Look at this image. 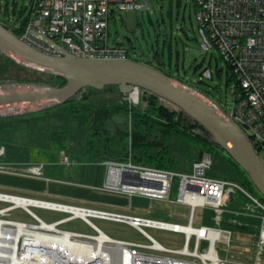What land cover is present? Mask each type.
<instances>
[{"label":"built area","instance_id":"1","mask_svg":"<svg viewBox=\"0 0 264 264\" xmlns=\"http://www.w3.org/2000/svg\"><path fill=\"white\" fill-rule=\"evenodd\" d=\"M193 2L200 49L202 52L216 49L232 64L235 82L229 86L230 98L225 100L229 111L216 101L242 127L261 156L264 152V0ZM145 6L144 0H31L24 22L14 14L6 15L2 22L22 41L50 55L61 53L47 39L76 55L129 59L127 45L109 41L110 19L117 10H138ZM202 75L213 78L210 68ZM141 90L133 86L126 97L131 105L139 104ZM5 153V145L0 144V171L17 172L14 171L17 164L2 160ZM130 155L122 160L121 166L110 165V170L120 169L119 180H110L109 170L103 189L130 198L187 205L186 224L0 191V202L6 204L0 207V264H264V203L234 180L208 175L207 169L213 164L212 154L204 153L188 170L136 164ZM64 160L69 163L67 156ZM45 167L46 163L36 162L28 169L40 177ZM175 180L177 197L170 199ZM237 190L254 202V205L247 204L243 212L226 208ZM32 206L66 215L48 221L34 212ZM254 206L260 212H252ZM197 207L216 213L218 225L195 224ZM18 208L29 213L33 221L9 218ZM224 213L259 220L253 249L241 259L230 254L232 229L221 226ZM92 217L125 222L142 233L147 241L114 238L94 224ZM77 218L91 225L95 232L89 234L62 227ZM147 226L183 234V246H165L147 232ZM221 251L226 252L225 257L221 256Z\"/></svg>","mask_w":264,"mask_h":264},{"label":"rangeland","instance_id":"2","mask_svg":"<svg viewBox=\"0 0 264 264\" xmlns=\"http://www.w3.org/2000/svg\"><path fill=\"white\" fill-rule=\"evenodd\" d=\"M144 2L146 6L142 9L116 11L115 16L110 19V43H123L130 47L134 57H140L152 64H157L153 58L154 48L160 50L162 61L167 64V68L171 69L173 74L181 77L188 85L200 91H206L229 111L230 107H226L225 100L230 98L229 86L235 81L231 78L227 83L230 73L227 72V63L218 50L202 52L200 49V34L194 15L193 0H144ZM30 4L31 0H0L2 9L0 13L3 15L7 8L11 15L15 13L19 16L23 10L25 17L29 13ZM128 39H131L132 43L128 42ZM2 55L0 52V64L4 62ZM209 60H211L213 78H204L202 71ZM217 65L223 67L221 74L217 71ZM11 72L15 73L16 77L0 79V82L33 81L49 84L48 76L41 71L34 72L28 67L27 69L15 67ZM10 92L16 91L0 90V95ZM147 95L148 92L141 90L139 105L142 108L148 104ZM122 98L123 95L118 87L105 86L102 89L83 88L75 99L80 100L88 108L121 104ZM64 105L65 103L34 111H30L29 106H0V112L15 113L4 116L7 119L0 123V144L6 147L2 160L17 164L18 167L14 171L20 172L0 171V191L105 208L181 224L187 223L189 213L187 205L163 202L159 199L130 198L125 194L103 189L110 165L121 166L120 154L125 151L122 149L123 143L117 138L110 144L108 152L101 153V158L98 156L99 161L94 162L90 159V155H87L86 138L90 132L85 114L65 112ZM168 106L174 108L170 104ZM129 123L131 124L128 117L116 113L106 121L104 127L106 133L120 135L127 129ZM148 134L152 139L166 140V143L171 145L175 160L173 169H190L192 162L202 153L198 144L190 142L181 134L173 133L170 138L165 139L159 130L152 127L148 130ZM124 143L132 157L131 144L126 141ZM223 152L228 155L224 150ZM65 156L69 158V163L64 160ZM261 156L264 159V152ZM212 159L213 164L207 169L208 175L234 180L264 203L263 193L253 182L250 183L241 169L239 170L236 165L228 161L219 149L212 152ZM36 162L46 163L40 177L28 169L29 165ZM246 175L249 177L247 173ZM176 184L177 180H175L170 199L177 197ZM232 196L234 199L226 205L228 210L243 212L247 204L254 205V202L239 190L234 191ZM4 205L6 204L0 202V207ZM129 205L131 207L127 208ZM31 209L48 221L66 215L34 206ZM251 211L258 213L260 209L254 206ZM214 214L216 213L208 208L197 207L195 224L207 222L218 225ZM171 215H177L180 218ZM8 217L33 221L32 216L21 208L13 210ZM91 220L114 238L147 241L142 233L125 222L96 217H92ZM220 220L221 226L232 229L230 254H234L237 259L247 256L258 238V218L224 213ZM62 227L89 234L95 232L94 228L81 218L65 223ZM145 229L167 247L181 248L183 246L184 237L181 233L149 226ZM220 254L222 257L226 256L225 251H221Z\"/></svg>","mask_w":264,"mask_h":264},{"label":"water","instance_id":"3","mask_svg":"<svg viewBox=\"0 0 264 264\" xmlns=\"http://www.w3.org/2000/svg\"><path fill=\"white\" fill-rule=\"evenodd\" d=\"M61 55H50L22 41L0 19V52L29 69L60 75L64 85L33 81H1L0 90H14L0 95V106H29L30 111L48 109L78 97L81 89H102L116 85L124 97L133 86L157 96L199 123L210 140L223 149L250 177L264 195V161L242 127L229 117L218 102L161 68L133 58L101 59L76 55L47 39ZM128 42L132 43L131 39ZM123 44V43H122ZM15 113L0 112V117Z\"/></svg>","mask_w":264,"mask_h":264},{"label":"trees","instance_id":"4","mask_svg":"<svg viewBox=\"0 0 264 264\" xmlns=\"http://www.w3.org/2000/svg\"><path fill=\"white\" fill-rule=\"evenodd\" d=\"M0 10L2 11L1 6ZM23 13L24 11L22 10L19 16H17L15 13L14 15H16L18 20L24 22L26 16L24 17ZM9 14V11L6 8L4 15ZM0 19L4 20V18L1 17ZM128 48L130 50V47ZM153 52V58L157 61V64H152L151 62L143 60L140 57H134L131 51L130 56L131 58L138 61L155 65L156 67L161 68L167 74L175 77L181 82L188 84L181 77L173 74L171 69L167 68V64L162 61L160 50L154 48ZM2 56L4 58V62L0 64L1 80H5L8 77H16V74L11 72L15 67L17 69H27V67L20 65L12 58L4 54ZM226 63L227 72L230 73V76L227 80L228 83L230 79L233 78V72L232 64L228 61H226ZM200 65L202 66L203 64L201 63ZM169 66L171 67V63H169ZM207 68L211 69V60H209L208 65L204 67L203 71ZM222 70L223 67H219L217 65V71L219 74H221ZM34 72L38 71L34 70ZM42 74H46L48 76V83L51 85L61 86L66 83V80L60 75L45 72H42ZM204 92L209 95L206 91ZM209 96L211 97V95ZM146 98L148 104L145 108L140 107L139 104L131 105L124 96L122 98L121 104H115L112 106L103 105L86 108L78 99H73L65 103V112L73 114L84 113L86 116L87 128L90 132L86 138V149L87 155H90L91 157L90 159H92L94 162L99 161L100 154H106L110 148V144L119 138V140H121L123 143L122 149L125 150L122 152V154H120V159H128L127 157L129 156V148L124 143L126 141L131 144V160L134 163L159 168H173L175 160L172 154L171 145L166 143V140L152 139L148 134V130L152 127L159 130L165 139L170 138L173 133H178L187 137L190 142L198 144L202 150V153L198 158H200L204 153L212 154V152H214L216 149H219L222 155L228 161L236 165L239 170L241 169L237 163H235L228 155L223 152V149L210 140L206 130L199 123H196L193 119L187 117L182 111L169 107L166 102L160 100L157 96L149 92ZM116 113H120L128 117L131 124L129 123L127 129L122 131V134L110 135L109 133H106L104 125L106 121ZM5 119H7V117H0V123L5 121ZM241 172L244 173L248 181L252 183L243 169H241Z\"/></svg>","mask_w":264,"mask_h":264},{"label":"bare ground","instance_id":"5","mask_svg":"<svg viewBox=\"0 0 264 264\" xmlns=\"http://www.w3.org/2000/svg\"><path fill=\"white\" fill-rule=\"evenodd\" d=\"M119 172H120V169H111L110 171V180L112 181H116V180H119Z\"/></svg>","mask_w":264,"mask_h":264},{"label":"flooded vegetation","instance_id":"6","mask_svg":"<svg viewBox=\"0 0 264 264\" xmlns=\"http://www.w3.org/2000/svg\"><path fill=\"white\" fill-rule=\"evenodd\" d=\"M0 17H1V18H6V15H4V14L1 15V13H0Z\"/></svg>","mask_w":264,"mask_h":264},{"label":"crops","instance_id":"7","mask_svg":"<svg viewBox=\"0 0 264 264\" xmlns=\"http://www.w3.org/2000/svg\"><path fill=\"white\" fill-rule=\"evenodd\" d=\"M131 51V50H130ZM132 53V52H131Z\"/></svg>","mask_w":264,"mask_h":264}]
</instances>
